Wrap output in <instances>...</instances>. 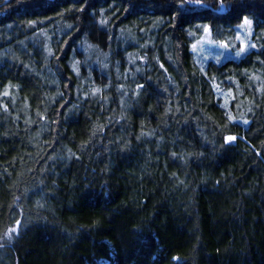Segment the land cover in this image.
Masks as SVG:
<instances>
[{
  "label": "trees",
  "instance_id": "obj_1",
  "mask_svg": "<svg viewBox=\"0 0 264 264\" xmlns=\"http://www.w3.org/2000/svg\"><path fill=\"white\" fill-rule=\"evenodd\" d=\"M0 264H264V0H0Z\"/></svg>",
  "mask_w": 264,
  "mask_h": 264
},
{
  "label": "rangeland",
  "instance_id": "obj_2",
  "mask_svg": "<svg viewBox=\"0 0 264 264\" xmlns=\"http://www.w3.org/2000/svg\"><path fill=\"white\" fill-rule=\"evenodd\" d=\"M247 20L250 21L248 18ZM250 23L246 24L243 20V23L237 26L236 38H235L237 43L236 47L231 46L223 41L213 40L210 36L209 26L205 25V28L209 29V31L206 33L204 29L202 36L193 43L196 44V49L193 50L192 48L195 59L200 69L204 70L205 64L209 60L220 62L228 58H234V59L240 58L245 52L251 49L252 48L251 46L254 44L250 39L251 37ZM224 44H226L227 47H224L223 46ZM241 46H244V51L241 53L240 56H237L236 53L241 50ZM213 87L222 105L224 107H227V104L231 96V92L229 90L222 88L214 81H213Z\"/></svg>",
  "mask_w": 264,
  "mask_h": 264
},
{
  "label": "snow or ice",
  "instance_id": "obj_3",
  "mask_svg": "<svg viewBox=\"0 0 264 264\" xmlns=\"http://www.w3.org/2000/svg\"><path fill=\"white\" fill-rule=\"evenodd\" d=\"M244 22L247 24V23H250V21L247 20V18L245 17L244 18ZM101 23H106L104 21H102ZM209 31V29L205 28V32L207 33ZM224 47H227L226 44L223 45ZM251 47H255L254 45H252ZM192 48L193 50L196 49V44H193L192 45ZM244 51V46H241V50L239 52L236 53L237 56H240L241 53ZM161 67H163V65H161ZM138 88H142L143 85H138L137 86ZM100 91L99 89H94L93 90V94H95L96 92ZM5 95H7V93H5ZM228 119L231 121L233 118L231 116L228 117ZM244 123H247V121H244ZM237 140V137L236 136H233V135H226L224 136V142L225 144H230L231 142H234ZM175 155V153L173 154ZM17 224H19V221H17ZM12 231H15V229H12Z\"/></svg>",
  "mask_w": 264,
  "mask_h": 264
}]
</instances>
